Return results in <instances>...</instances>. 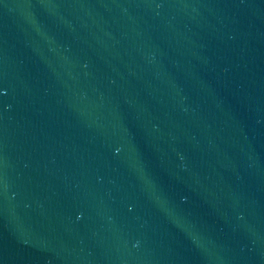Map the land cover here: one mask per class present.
Segmentation results:
<instances>
[{
	"label": "water",
	"instance_id": "1",
	"mask_svg": "<svg viewBox=\"0 0 264 264\" xmlns=\"http://www.w3.org/2000/svg\"><path fill=\"white\" fill-rule=\"evenodd\" d=\"M0 264H264V0H0Z\"/></svg>",
	"mask_w": 264,
	"mask_h": 264
}]
</instances>
